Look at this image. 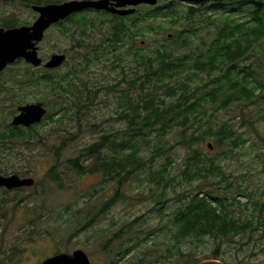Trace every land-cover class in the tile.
<instances>
[{"label": "rangeland", "instance_id": "rangeland-1", "mask_svg": "<svg viewBox=\"0 0 264 264\" xmlns=\"http://www.w3.org/2000/svg\"><path fill=\"white\" fill-rule=\"evenodd\" d=\"M31 4L33 3H29L28 0H0V23L8 16L17 24L33 22L36 12ZM158 5L164 4L160 2ZM188 5L179 2L177 7L184 11ZM156 6L142 4L137 7V11L140 12L138 15ZM168 12L140 23L142 31L136 37L135 46L141 53H154L157 48H163V44L167 47L173 46V43H170L171 35L177 31V27L169 29L170 31L158 27L159 24L172 26L171 14ZM206 12L213 17L221 16V12L214 9ZM244 14L233 13L240 20L247 19L248 16ZM88 15L105 18V14L100 15L93 11ZM215 33L214 25L201 22L200 33L195 37L196 43L192 48L195 50L198 47L204 48L215 37ZM77 34L78 29L73 22H65L51 28L40 42L43 57L54 52H64L68 55L67 63L59 69L33 70L25 61H21L5 70L0 79V130L11 125L14 109L20 105L15 104V101L10 100L5 94V89L12 86L5 83H9L8 80L13 75L39 78L45 74L62 81L67 87H70L68 82L72 79L77 84H80L82 79L86 80L88 85L109 86L100 89L97 94L93 90L89 100L86 99L85 91L80 97L82 92L76 90L70 95L76 101L79 100L77 104L70 98L67 100V97L63 98V102L66 101L64 107L67 109H61L63 103L55 99L56 96L51 94L54 88L46 83L17 90L19 94L25 96L24 103L44 102L49 107V113L37 125L43 143L37 140L28 143L23 138L16 137L12 143H8L12 147L10 151L4 153L2 149L0 150L2 159L4 154H7L5 160H9L7 163L0 161L3 173L12 174L14 170H22L24 174L19 175L31 176L36 181L33 187L22 190L6 192L0 189V264H6L3 259H6L7 255L14 258L17 264L18 262L34 264V258L30 260L24 258L26 253L22 251V246L27 245L22 239L29 235L56 236L62 245L66 246L81 244L82 241L91 239L99 240L100 247L103 248L99 252H94L97 264H112L111 260L118 256V251L124 252V255L122 261L121 258L116 259V264H167L168 257L171 258L170 264H195L208 257L240 264L256 262L264 264V227H260L251 235L248 232L221 241L210 235L195 233L181 241L177 236L176 239L173 237L174 215L180 206L188 203L182 195L192 194L198 190H210L213 187L211 184L213 179L183 178L185 162L193 151H200L205 158H211L222 165L235 185L242 184L247 191L258 190V193L264 191V118L260 117L264 114V97L257 103L243 108L244 110L238 103L219 111L213 110L214 107L211 106L212 110L205 116L207 126H219L229 122L238 130L245 141H241L240 145L234 146L233 149L231 145L226 144L227 142L222 146L214 142L210 148L208 143L213 141L209 139L189 146L184 140L190 136L192 129L185 133L182 127H174L164 135L152 132L140 138L139 150L147 160L146 167L123 179L121 183L116 174L111 177L94 169L80 173L68 160L80 154L83 156L84 148L97 141L102 134L127 125L125 118L122 117L125 107L121 106V102L123 93L128 91L130 86L127 81L120 80L121 72L110 64L92 62L87 70H83L82 53L85 49L77 48L79 36ZM262 50L264 40L254 47L245 64L257 69L264 79ZM130 59L129 65L132 63V66H127V71L132 73L136 65L133 57L130 56ZM76 68L79 70L77 76L72 74ZM80 74L82 75L79 77ZM260 92L264 96V88ZM0 143L3 141L0 140ZM154 147H158L160 153L151 156ZM94 161L93 159L87 166H93ZM165 167H167V172L163 173L165 179L161 184L153 183L151 171L161 169L164 172ZM118 190L122 196L107 207L108 210L106 208L98 215L106 200L114 196ZM226 191L221 187L215 194L219 196L228 194L231 199L242 203L229 208L232 214L258 216V211L253 209L252 204H249L248 208L242 206L249 202L247 196H237L236 191L228 193ZM259 198L264 199V193L259 195ZM157 202L162 207L161 211L155 209ZM95 215L96 220L93 219Z\"/></svg>", "mask_w": 264, "mask_h": 264}, {"label": "trees", "instance_id": "trees-1", "mask_svg": "<svg viewBox=\"0 0 264 264\" xmlns=\"http://www.w3.org/2000/svg\"><path fill=\"white\" fill-rule=\"evenodd\" d=\"M61 1L63 0H28L33 4ZM163 4L151 7L141 15H138L140 12L137 11L127 16L90 17L88 15L92 12L90 10L74 13L61 21V24L73 22L78 29L77 48L85 49L82 53L83 70H87L92 62L110 64L121 72L120 80L127 81L130 86V89L123 93L121 102V106L125 107L122 117L125 118L127 125L102 134L97 141L84 148L83 156L80 154L68 160L80 173L94 169L111 177L116 174L121 183L123 179L146 167L147 160L139 150L140 138L152 132L164 135L174 127H182L185 133L192 129L190 136L184 140L189 146L209 139L213 141L209 142L211 147L214 142L218 146L227 142L226 144L231 145L233 149L234 146L240 145L241 141H245L229 122L219 126H207L204 118L212 110L211 106L214 107L213 110L219 111L238 103L243 109L264 97L260 92L264 88V79L261 78L260 72L245 64L254 47L264 40V0H207L188 5L184 11L177 7L179 4L177 0ZM210 9L220 11L221 16L208 15L206 11ZM166 11L171 14L172 26L159 24L158 27L166 31L177 27V31L171 35L170 43L172 42L173 46L167 47L163 44V48H157L154 53H141L135 46L136 37L142 31L140 23L157 18ZM234 12L245 13L244 15L248 17L240 20L233 15ZM201 22L214 25L216 33L204 48L198 47L195 50L192 45L196 43L195 37L200 33ZM12 25L19 24L14 20ZM185 48L191 50H183ZM262 53L264 54V50ZM130 56L136 65L132 73L127 71V66H132V63L129 65ZM78 73L77 69L72 74L77 76ZM17 76L21 75H13L8 80L9 83H5L12 85L5 89V94L10 100L15 101V104L25 102V96L19 94L17 90H23L30 85L46 83L54 88L51 94L63 103L61 109H67L64 107L66 106V101L63 102L64 97H67L66 100L70 98L74 104L78 103L79 100L76 101L70 95L76 90L82 92L80 97L85 91L86 99L89 100L93 90L97 94L100 89L109 87L104 86L105 84L88 85L87 81L82 79L80 84L74 83L72 79L68 82L70 87H67L62 81L55 80L49 75L40 78L28 76L30 79L27 81L14 79ZM14 83L16 85H13ZM14 112L16 113V109ZM260 117L264 118V114ZM37 125L31 127L7 125L4 130H0V140L3 141L0 143L2 145L0 150L2 149L4 153L10 151L12 147L8 143H12L16 137H21L28 143L34 140L43 143ZM153 150L151 156L160 153L158 147H154ZM82 157L84 158L81 160ZM5 159L7 154H4L3 159L0 156L1 162L9 161ZM93 159L94 165L87 166ZM185 164L183 170L185 180L213 179L211 181L213 187L210 190H198L192 194L182 195L188 203L180 206L174 215L173 235L177 236L178 240L181 241L195 233L210 235L221 241L248 232L251 235L260 227H264V199L259 198L264 191L259 193L258 190L247 191L242 184L235 185L222 165L211 158H205L200 151H193ZM1 169L0 173H3ZM164 169L166 170L164 172L161 169L151 171L153 183H162L165 179L163 173L167 172V167ZM13 173L24 174L22 170H14ZM221 187L227 190L226 193L236 191L237 196H247L249 202L242 206L248 208L249 204H252L253 209L258 211V216L232 214L229 208L242 203L231 199L228 194L216 195ZM2 189L6 192L19 190ZM120 196L122 194L118 190L114 196L106 200L98 215ZM158 204L159 202L156 203L155 209L161 211L162 207ZM96 217L97 215L93 216V219L96 220Z\"/></svg>", "mask_w": 264, "mask_h": 264}, {"label": "water", "instance_id": "water-1", "mask_svg": "<svg viewBox=\"0 0 264 264\" xmlns=\"http://www.w3.org/2000/svg\"><path fill=\"white\" fill-rule=\"evenodd\" d=\"M168 1V0H165ZM196 3L207 0H180ZM159 0H66L57 3L33 4L32 9L39 16L30 25H21L6 29L0 27V73L18 59L39 67L44 64L47 68L61 67L67 60L66 53H53L47 62L39 54V45L44 38L45 31L54 23L66 19L75 12L87 8L103 9L121 16L133 14L141 4L157 5ZM18 112L11 120L13 126L29 127L40 123L48 112L42 102H29L18 106ZM211 147V144L209 143ZM35 179L30 176L22 177L18 174H0V188L15 189L32 187ZM41 264H91L88 255L83 250H76L72 255L61 253L44 260ZM197 264H239L220 259L207 258ZM261 264V263H254Z\"/></svg>", "mask_w": 264, "mask_h": 264}, {"label": "flooded vegetation", "instance_id": "flooded-vegetation-1", "mask_svg": "<svg viewBox=\"0 0 264 264\" xmlns=\"http://www.w3.org/2000/svg\"><path fill=\"white\" fill-rule=\"evenodd\" d=\"M168 2H170V1H166V2L164 1L163 3H168ZM87 10H93L94 12H97L98 14H105V16H107V15H118V14L111 13V12L106 11V10H99V9H92V8H89ZM86 11H84V12H86ZM37 16H38V13L36 14V18H37ZM6 19L2 23H0V27H4L6 29L15 27L14 25L11 26V23L13 22V18L11 16H8ZM31 23H33V22H31ZM31 23H28V25H30ZM19 25H23V24H19ZM19 25H16V26H19ZM58 25H61V22H57V23L52 24L51 27L45 32V35L47 34V32L51 28H53L54 26H58ZM39 54L44 59V62H47L53 53L47 57H43L41 54L40 45H39ZM21 61H24V60L20 59L18 62H21ZM27 64L33 70H39L40 69L42 71H53V70H57L60 68V67L59 68H47L44 65H41L39 67H35L30 63H27ZM2 75H3V72L0 73V79H1ZM42 76H46V75L45 74L41 75V76H39V78ZM15 78L16 79H24L26 81L30 79V77H28V76L24 77V78L17 76V77H14V79ZM43 104L45 107H47V109L49 111L48 105L44 102H43ZM2 174L3 175H9L8 173H2ZM22 189H25V188H19V190H22ZM173 237H174V239H176L175 236H173ZM22 241L24 243H27V245L22 246V251H24V253H26V255H24V258H27L28 260H30L31 258H34V261H35L34 264H41L47 258H50L52 256H55V255L61 254V253H66V254L72 255L76 250L85 251V253L88 255V257L90 259L91 264H97V261L94 259L95 258L94 252H99L103 248V246L100 247L101 242L99 240H94V239H91L88 241H82L81 244L78 243L77 245H70V246L62 245V242L59 241L58 237H56V236H45V235L33 236V235H29V236L23 238ZM69 242L71 243V240H69ZM168 254L170 255V249L168 250ZM117 255L118 256H116L115 258H113V259L111 258L112 264L117 263V261H116L117 258L118 259L121 258L120 260L122 261L124 252L118 251ZM7 256L8 257L6 259H3V260H5L4 262L6 264H17V262H15L14 258L10 257L9 255H7ZM208 258H214V257H208ZM170 261H171V258L168 257L167 264H170ZM18 264H19V262H18Z\"/></svg>", "mask_w": 264, "mask_h": 264}]
</instances>
